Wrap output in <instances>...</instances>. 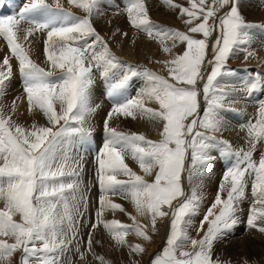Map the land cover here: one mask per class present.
<instances>
[{
    "label": "snow or ice",
    "instance_id": "snow-or-ice-1",
    "mask_svg": "<svg viewBox=\"0 0 264 264\" xmlns=\"http://www.w3.org/2000/svg\"><path fill=\"white\" fill-rule=\"evenodd\" d=\"M67 3L85 15H74L61 0H25L17 14L0 16V38L10 53L0 62V99L6 95L12 78L11 60L15 59L27 111L38 110L46 121L25 127L0 108V200L4 201L0 237L14 239L13 243L0 239V262L13 264L12 257L19 252L18 264H73L66 254L75 245L84 264L87 255L105 264L104 257L92 251L97 229L106 231L117 247L144 253L140 244L126 241L132 233L150 240L141 226L105 219L108 211L127 214L121 204L110 199L119 195L134 205L139 216H150L153 230L158 219L170 217L167 246L151 264H231L216 254L215 245L239 223L237 213L249 182L260 209L250 207L246 225L264 234V151L254 159L257 145L264 142V100L258 103L255 122L240 126L246 131L247 150L234 149L230 141L218 140L216 134L225 130L226 114H241L231 107L240 102L237 93L249 98L264 93V73H250L241 88L222 84L220 78L233 72L228 61L238 53H243L245 60L255 55L251 30L264 25L246 20L244 0H188L189 6L162 0L179 16L187 17L188 32L152 22L145 0H122V8L115 0ZM4 4L5 0H0V7ZM104 4L115 8L116 15L125 13L132 29L158 38L164 53H171L177 42L186 45L182 54L166 61L176 83L115 56L92 22L94 15L102 14ZM37 33L46 36L43 53L48 70L30 57V38ZM117 35L127 33L117 30L113 37ZM169 40L171 47L166 43ZM94 71L107 85L100 95L110 100L111 107L103 122L102 146L94 158L99 195L95 211H90L88 190L81 186L83 158L72 156L70 138L92 135V129L84 125L100 107L90 101ZM138 77L144 83L134 96L129 95ZM20 98L13 99L12 111ZM146 102H154L158 108L145 107ZM115 117L147 118L160 125L161 138L152 141L142 134L118 131L110 126ZM126 156L145 175L154 176L153 182L134 172L125 162ZM221 158L232 163L224 169L215 199L196 229L197 235H203L192 239L187 232L191 222L186 218L197 213L200 200L195 189L188 196L184 184L202 178ZM119 175L128 179H118ZM226 189L227 198L223 199L221 193ZM14 216H19V222ZM82 228L88 229L87 241ZM186 247L191 251L183 250Z\"/></svg>",
    "mask_w": 264,
    "mask_h": 264
},
{
    "label": "bare ground",
    "instance_id": "bare-ground-1",
    "mask_svg": "<svg viewBox=\"0 0 264 264\" xmlns=\"http://www.w3.org/2000/svg\"><path fill=\"white\" fill-rule=\"evenodd\" d=\"M5 1L7 3L5 2L4 6L0 7V16L17 14L19 12V9L22 7L23 3L25 2V0H5ZM48 2H51V0H48ZM61 2L63 3L65 9L72 12L74 15L81 16V17L85 15L83 10L78 9L72 5H69L67 3V0H61ZM174 2L180 3L183 6H189L188 0H174ZM115 3L119 4L121 8L123 7L122 0H115ZM145 3L149 9V16L152 22L160 25L161 27H167V28H172V29L177 28V30L183 32L184 27H186V24L184 21L187 19V17L179 16L176 11H173L169 9L167 6H165L162 3V0H145ZM252 3L256 5H251ZM244 5L245 7L242 9V11L247 14V18H250L251 21L253 20L252 23L255 25H258V26L264 25V0H244ZM256 6H259V7L257 10L254 11V9L257 8ZM101 11H102V14H96L93 16L92 18L93 26L95 27L96 31L106 41L109 42L111 51L115 54V56L120 61L126 62V63H134L138 67L139 66L144 67V68L147 67L148 70L156 73L157 75L165 79H168L169 82L171 83L174 82L171 80L170 76L169 77L165 76L169 74L168 69L169 67H171V65L166 64V61L171 60L172 58H174L175 55L182 54L186 47L184 44L177 42L176 46L172 48L171 53H164L162 50L163 46L160 44L159 39L158 38L151 39L146 34L142 33L141 31L132 29L129 23L127 22L125 13L116 15L115 14L116 9L109 7L107 4H104L101 6ZM246 20L248 21V19ZM21 27H26V25H21ZM117 30H120L121 32H126L127 36L117 35L113 37V33L116 32ZM253 30L254 32H252ZM251 33L254 36H259L264 33V27H255L251 30ZM21 35H23L22 32H21ZM45 38H46L45 35L39 34V33H37L34 37L30 38V41H31L30 57L39 66L44 67L46 70H48L49 65L43 53V48H44L43 41ZM255 39L252 36L251 50L255 53V55L248 57V59L245 60L244 54L238 53L235 58L231 59L232 62L234 61L235 65L241 66L242 68H246V67L247 68L242 70L241 72H236V73L232 72L231 74L225 75L224 77L220 78V83L226 84L229 86H235L237 88H241L243 84L249 80L250 73H255L257 71L260 73H264V41L257 42L255 41ZM166 43L169 47L172 46L171 40L167 41ZM5 55L10 56V53L6 46V42L2 38H0V62H2V59ZM13 61L14 60L12 59L11 62ZM238 66H233L231 68L237 69L239 68ZM245 70H248V71L246 72ZM18 75H20L18 70L12 71V78L7 85L6 95H4L2 99H0V101L3 102L4 98L10 97V99L12 100L11 103L9 105L0 104V108H2L5 115H11V118L13 121H15L16 123L22 124L25 127H30L33 123H36L38 125L45 124L46 121L43 118V116L38 112V110L34 109L31 114L28 113L26 98L21 96L22 91H23L22 86H21V78L15 77ZM94 77H95V84L90 91V101L93 106L99 105L100 107L98 108V110L95 112L93 116H91L89 119L86 120L85 125H84L86 129L87 128L92 129V135L89 137H86V139L89 138V145L87 148H85L79 144V137L70 138L72 145H73L72 153H71L72 156L77 157V158L79 157L83 158V173H82L81 186L82 188H86L88 190V195L90 196V203H91L90 211H95L94 208L92 207V204H94L93 202L95 198L97 197L98 193H96V188L94 186L95 181H97L96 175H95L96 172L93 174H89L88 170L96 171V164H95L94 158L99 148L102 146V142H103L104 135H105L104 129H103V122L107 114V111L111 107L110 100L107 97L105 99L104 95H100V92L104 91V87L106 88L107 85L99 77V74L95 71H94ZM136 83H134V86L136 85ZM143 83L144 81H141L140 85L138 87L136 86L137 89H140ZM132 89H135V88H132ZM236 95L240 102L232 104L231 107L239 111L241 114L239 115H236L234 113L226 114V125L227 126L222 133L216 134V138L218 140L223 139V140L230 141L234 149L238 150V149L243 148L244 150H247L249 145L246 142V131L241 130L240 126L241 125L246 126L247 122L250 120L252 122H255L257 118V112H258L257 106H258L259 101L264 100V93H256L250 98L246 97L242 92L237 93ZM18 96L21 98L16 101L15 111H12L13 99ZM201 102L203 103V101ZM145 107H151L153 109H157L158 105H156L154 102H146ZM110 126L116 128L118 131L142 134L146 137V139H149L152 141H158L161 138L159 135V132L161 130L160 125L148 120L147 118L132 119L130 117L129 118L115 117L113 120L110 121ZM90 145H92L93 147H90ZM260 151H264V142L259 143L257 145V152L254 155V159L256 160L259 159ZM125 162L129 165L130 168L136 169L135 168L136 165H134L132 159H130L129 156L125 157ZM124 177L125 176H123V179ZM153 177L154 176H148L147 178L151 182ZM221 195L223 199H226L227 191H224L223 193H221ZM112 199H113L112 201L115 203L121 202V205L123 206L124 205L126 206L129 202V200L127 201L125 199H122L120 196L119 197L114 196V198ZM248 199L251 200V197ZM247 207H249V205ZM3 208H4V205L0 204V210H3ZM132 208H134L133 205H132ZM134 209L132 211H134ZM255 209L259 210L258 207H255ZM167 210L171 212V209H167ZM133 213H136V212H133ZM113 214L114 213L108 211L107 214H105V219L107 220L115 219L112 217ZM122 215L124 216L126 214L122 213ZM120 216L119 218L121 219ZM135 216L142 220L145 219L144 216H139L138 214H135ZM13 219L18 222L20 220L19 216H14ZM163 219L166 225L169 222L170 217H165ZM238 219H239V223L233 228L231 236L227 237V240L223 238L221 241H219L220 243L218 244L221 251L223 252V255L226 258L233 259V261L236 264L237 263L239 264L241 262V259H244L247 256L257 254L256 251L261 246H263L264 248V234L254 229H251L250 231L247 230L248 233L245 234L244 228L242 230L238 228L239 226H242V227L245 226L244 221H241L240 218ZM131 221L132 219L129 218L127 219V221H125V223L131 225L130 223ZM192 225L199 227V225H197L196 223H193ZM81 233L83 235L84 241H87L88 229L82 228ZM246 235L247 237L244 238ZM0 239H5L7 240L8 243L14 242V239L10 237H0ZM93 240H94V244H93L94 252L99 256H103L104 261L109 258L113 260L117 259L121 263L122 260L120 259L121 258L120 255H122L123 251H125V246L117 247L115 244V241L111 239L110 235L106 231H103L101 229H97L94 232ZM95 241H99L100 243H95ZM74 248H75V245H73V249ZM82 249H84L83 245H82ZM71 253L72 252H70L69 254L71 256L68 255V257L72 260V262H74L73 260H75L74 258L75 256L73 255L74 256L73 257L72 256L73 253L72 254ZM231 254L232 256L230 257ZM20 255H21L20 253H16L12 257L13 264H18ZM78 258H79V255H78ZM88 258H89V255H87V260ZM78 263L84 264V261H81L79 258ZM0 264H7V262L3 261V262H0Z\"/></svg>",
    "mask_w": 264,
    "mask_h": 264
},
{
    "label": "rangeland",
    "instance_id": "rangeland-1",
    "mask_svg": "<svg viewBox=\"0 0 264 264\" xmlns=\"http://www.w3.org/2000/svg\"><path fill=\"white\" fill-rule=\"evenodd\" d=\"M251 5H256V4L252 3ZM256 7L257 8H255L254 11L257 10L259 6H256ZM243 14H245L244 16L246 17V19H248V22L252 23L253 20L251 21L250 18H247V14L246 13L243 12ZM188 27L189 26L186 25V27H184L183 32H188ZM174 29L177 30V28H174ZM188 34L192 35L191 33H188ZM252 36H253L254 39L256 37L255 41H257V42L264 41V37H263L264 36V33L261 34V35H259V36H254V35H252ZM13 60L14 61L11 62V64H12V70L13 71L14 70H18V63H17V61L15 59H13ZM229 61H230V63H229ZM229 61H228L227 67L238 66V65H235L234 61L232 62L231 59ZM124 63L125 64H128V65L136 66L134 63H126V62H124ZM136 67L137 68H140V69H143L144 68V67H141V66H139V67L136 66ZM238 67H239V69L242 68L241 66H238ZM242 69H245V68H242ZM165 76L166 77H169L170 74L165 75ZM15 77H20V75L15 76ZM135 80L137 81V83L135 81L136 85L134 86V83L131 85V90H130L129 95H135L136 90H138L137 87L140 85L141 81H143V78L142 77H138ZM138 82H139V84H138ZM132 88H135V89H132ZM9 99H10V97L4 98L3 99V102L0 101V104L1 105L2 104L9 105L11 103V101H12L11 99L10 100ZM130 159H131V157H130ZM132 161H133L134 165H136V167H135L136 169H133V168H131V169L134 172H136L138 175H141L147 182H149V183L153 182L154 177H153V179L150 182L149 179L147 178L148 175H145V173L139 168V166L137 165V163L134 160H132ZM231 163H232V161L229 160V159H223V158L218 159L217 161H214L208 167L207 174L204 175L202 178H194L193 179V182L191 184H189L187 181L185 182L186 183L185 193L188 196H191L193 189H195L196 190V194H197V196L199 197V200H200V206H199V209H198L197 213H195V214L191 215L190 217H187L186 218V219L190 220V222H191L190 223V226L187 228V232H188V235H189L190 238H192V239H200V237L203 235V233H200V235H197L196 229L198 227H196L195 225H192V224L193 223H196L197 225H200V221L202 220V218H203L204 214L206 213L207 209L209 208V206L214 201L215 196L217 194L218 187L222 183V176L224 174V169L227 166H229ZM95 172H96L95 170H88V173L89 174H93ZM117 178L118 179H123V176L122 175H119ZM124 179L127 180L128 178L127 177H124ZM96 182L97 181H95L94 186L96 188V193H98V194H97V197L95 198V200L93 202L94 204H92V207L94 208V210L97 207V200H98V195H99V187H98V184ZM248 188H249V190H248ZM225 191H227V189ZM249 191H251V182H249L248 187L246 189V195L248 197L246 196V199L243 200L245 202H242L241 208L238 210V213H237L238 214V218H240L241 221H244V225H245L244 227L239 226L238 228L240 230H242L244 228L245 229V231H244L245 234L248 233V231L251 230V229H248V227L246 225L247 217L250 214V207L251 208L258 207V209H260L259 208L260 205H257L256 206V204L253 201L254 199L252 198L251 192H249ZM115 196H118L119 197V195H115ZM250 197H251V200L248 199ZM112 198H114V196H110V199L111 200H113ZM226 198H227V196H226ZM180 199H183V197H181ZM178 203H179V200L178 201H174L173 202V205L175 206ZM0 204L1 205H4V201L2 200V202H1V200H0ZM119 204H121V202H119ZM132 205L133 204L130 201L128 202V204L126 206L125 205L124 206L122 205L126 209V213H127L126 215L123 216L122 213L116 212V213L113 214L112 217L115 218V219H117V221H119L121 223H125V221H127V219H129V217H134L135 218V221H133V219H132V221L130 222L131 225H134L135 224V225L141 226L142 229L150 236V240H143V239L137 237L134 233H132V234H129L126 237L127 238L126 241H127V243L129 245L140 244L145 249V252L142 253V254L132 253L130 251V248L128 246H125V251H123L122 255H120V257H121L120 259L122 260L121 263L117 259L116 260H113V259H109L108 258V259H106L107 261L105 260V264H145V263L146 264H151L153 258L156 257L157 255H162V250L167 246L166 245V240H167L168 235H169V222L165 225L164 219L163 220L158 219L157 220V224H156V228H155V230H153V228L151 226V223H150V216L145 215L144 216L145 217L144 220L137 218L135 216V214H137V213H133V212H136V211H135L134 208H132ZM248 205H249V207H247ZM133 207H134V205H133ZM133 209H134V211H132ZM109 212H111V211H109ZM119 213L121 214V216H120ZM105 214H107V212ZM114 216H116V217H114ZM119 216L121 217V219L119 218ZM123 217H124V219H123ZM123 220H125V221H123ZM125 224H127V223H125ZM128 225H130V224H128ZM204 227H205V229H207L208 225L205 224ZM232 230L227 234L228 236H225L224 237L225 240H227V237H230L231 236ZM246 237H247V235L244 238H246ZM219 243L220 242L218 241L216 243V245H215V252H216V254L218 256H220L221 259L230 260L231 261V264H236L233 261V259L226 258L223 255V252L221 251L220 247L218 246ZM93 249H92V251H94ZM183 250H185V251H191V248L190 247H186ZM82 251H84V249H82ZM70 252L73 253V254L71 253L72 256L73 255L75 256V257L73 256L75 258V260H73L74 261L73 264H77L79 262L78 254L75 252L74 249L72 251H70ZM70 252H68L66 255L68 256L70 254ZM256 252H257V254H254V255H251V256H247L246 258L241 259V262L239 264H243V261L244 260H247L249 262V264H264V248H263V246H261ZM17 253H19V252H17ZM76 254H77V256H76ZM69 256H71V255H69ZM90 256L91 255H89V258L87 260V264H101L100 261H98V260L92 258V256L91 257ZM177 256L179 257V250L177 251ZM231 256H232V254L230 255V257ZM78 264H80V263H78Z\"/></svg>",
    "mask_w": 264,
    "mask_h": 264
}]
</instances>
